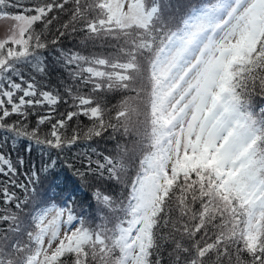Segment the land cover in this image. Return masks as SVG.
Returning a JSON list of instances; mask_svg holds the SVG:
<instances>
[{
  "label": "trees",
  "instance_id": "obj_1",
  "mask_svg": "<svg viewBox=\"0 0 264 264\" xmlns=\"http://www.w3.org/2000/svg\"><path fill=\"white\" fill-rule=\"evenodd\" d=\"M136 1H141L150 15L144 24H123L110 13L109 0H22L20 7L34 6L36 2L52 6L45 18L51 23L45 26L44 22H32L20 41H5L0 45V64H4L8 75L15 79L18 71L24 79L35 77L60 88L62 95L63 80L76 94L97 102L95 106L106 126L103 137L91 140L81 137L66 152L70 163L80 153H87L95 160L93 148L115 162L114 178L106 180L101 189L111 203L105 207L90 199L83 206H75V213L82 215L85 221L80 229L88 234L78 254L79 264L122 263L121 230L132 219L126 211L132 210V193L140 185L147 158L157 149L159 136L167 124L161 118V99L157 92L160 79L155 62L160 54L170 50V43L189 34L200 15L227 4V0ZM40 32L43 35L39 39L46 42L47 47H36L35 33ZM57 40L59 43L54 42ZM25 48L28 54L19 55ZM61 49L80 55L79 75L87 79L88 84L71 79L60 66ZM37 56L47 65L46 78L34 67L39 63ZM8 68L12 71L8 72ZM231 72L234 101L257 137L254 156L264 181V31L256 48L235 61ZM93 85L98 92L92 91ZM70 110L68 104L61 103L60 112ZM69 124L67 135L70 136L77 124L75 120ZM87 126L90 121L81 116V129L86 131ZM6 135L0 130V137ZM26 143L22 142L19 147L23 149ZM21 154L39 163L40 154L35 145L31 153ZM80 166L78 162L75 164V167ZM58 171L60 174L55 179L42 177V182L35 185L36 192L19 210L11 205L6 208L0 205L3 208L0 211V264L33 262L40 248L38 236L42 230L37 223L45 213L43 210L52 205L60 207L61 190H71L81 183L74 169L61 165ZM182 172L160 197L151 228L147 264H250L251 257L241 250L250 231L248 217L244 214L247 208L234 194L220 193L224 199L227 195L231 200L229 203L225 199L226 205L219 203L213 192L209 195L207 183L214 182L210 173L202 177L198 173L193 179ZM53 179L59 187L53 185ZM85 192L90 194L92 189L73 193L72 200L79 201ZM68 205L73 206L71 200ZM259 223L258 233L264 238V224L261 220Z\"/></svg>",
  "mask_w": 264,
  "mask_h": 264
},
{
  "label": "rangeland",
  "instance_id": "obj_2",
  "mask_svg": "<svg viewBox=\"0 0 264 264\" xmlns=\"http://www.w3.org/2000/svg\"><path fill=\"white\" fill-rule=\"evenodd\" d=\"M108 6L110 13L123 24H144L150 19L141 1L109 0ZM216 10L200 15L190 33L173 43L158 64L157 90L163 98L161 118L167 117L171 126L159 136V149L146 161L147 172L141 182L148 179L153 195L144 203L136 200L133 219L121 230L124 247L121 264H147L151 228L160 197L184 169L197 163L186 159L197 140H207L210 134L221 142L227 138L233 146L238 170L247 175L246 183L257 187L264 184L254 156L255 131L228 91L232 87V65L256 48L264 31V0H227L226 6ZM20 16L15 20L0 19V45L22 39L32 18ZM216 30L218 34L214 33ZM207 184L209 191L211 185ZM213 189L217 201L225 204V199ZM259 222L260 219L255 220L249 233L259 231L260 227H256ZM38 224L42 230L38 236L39 252L33 262L26 264H51L52 258L59 254L61 241L68 243L66 237L75 234L81 244L88 238L80 224L69 231L67 212L60 207L46 211Z\"/></svg>",
  "mask_w": 264,
  "mask_h": 264
},
{
  "label": "snow or ice",
  "instance_id": "obj_3",
  "mask_svg": "<svg viewBox=\"0 0 264 264\" xmlns=\"http://www.w3.org/2000/svg\"><path fill=\"white\" fill-rule=\"evenodd\" d=\"M22 0H0V19L15 20L20 19V13L30 15L33 23L44 22L45 26L51 23L45 20L48 13L52 11V6H41L38 2L35 5L20 7ZM13 9L15 11H9ZM211 10H209L210 14ZM36 47H47V43L39 39L42 32L35 33ZM59 43V41H54ZM58 63L64 68L71 79L80 80L81 84H88L87 79L79 75L78 62L82 58L72 50L65 52L63 49ZM28 49L25 48L19 55H27ZM39 63L34 65L38 74L47 77V65L43 58L36 57ZM101 63H103L101 61ZM4 64H0V130L8 135L0 137V205L5 208L9 205L16 209L22 208L28 203L30 195L36 192L35 185L41 183V178L45 180L49 176L54 179L59 176L58 169L62 165L66 169H74V174L80 178V185L71 190L62 189L59 195L63 196L60 208L67 212L68 228L72 232L78 224L85 223L83 216L75 213V206L83 204L90 199H95L97 204L105 207L111 201L108 195L101 191L102 185L106 180L114 178L115 162L110 156L99 153L95 148L91 152L96 155L94 160L87 153H80L73 162H68L66 152L77 141L83 137L85 140L101 138L104 136L106 126L101 122L100 110L95 106L96 101L88 96L78 95L71 85L63 84V95L61 89L37 80L35 77L24 79L20 72L15 73V79L5 72ZM12 69L8 68V72ZM92 75L91 69L87 70ZM92 91L98 92L93 85ZM72 101L69 103V101ZM61 103L68 104L70 111L60 112ZM83 116L90 121V126L86 131L80 127V118ZM76 121L77 127L72 129V134L67 135L70 127L69 122ZM47 129V131H45ZM26 141L23 149L19 145ZM39 152V163L35 160L26 158L24 153H31L33 146ZM64 159H60L61 156ZM186 159L197 161L196 164L187 167L182 174L197 178V174H211L214 182L209 181V195L215 188L217 194H234L247 208L244 213L248 217V224L251 228L256 219H260L264 224V184L257 187L248 184L247 175L239 169L237 165L233 146L227 138L223 141L213 135H209L207 140H197L193 145L191 153ZM80 167H75L76 163ZM53 179V185H55ZM92 189L89 194L79 201L72 200L75 192H82L83 189ZM66 192V195L64 193ZM153 195L151 185L146 178L141 182V188L134 197L138 203L147 202ZM225 199L231 200L225 195ZM72 201L69 207L68 201ZM56 205H52L43 211H51ZM93 205H89L92 208ZM3 211V208H0ZM259 213V215H257ZM40 215L39 213L37 214ZM257 228L260 225L256 226ZM56 234L53 233V239ZM68 243L61 241L59 254L52 258L51 264H79L78 254L83 245L79 242L80 238L75 234L66 237ZM261 235L257 232H250L242 246V251L247 252L251 257L250 264H260L264 261V243Z\"/></svg>",
  "mask_w": 264,
  "mask_h": 264
},
{
  "label": "bare ground",
  "instance_id": "obj_4",
  "mask_svg": "<svg viewBox=\"0 0 264 264\" xmlns=\"http://www.w3.org/2000/svg\"><path fill=\"white\" fill-rule=\"evenodd\" d=\"M142 170H143V169H142ZM126 213H127V215H128L129 218H131V217L134 216V212H133L132 210H130V209H128V210L126 211ZM154 217H155V216H154Z\"/></svg>",
  "mask_w": 264,
  "mask_h": 264
}]
</instances>
